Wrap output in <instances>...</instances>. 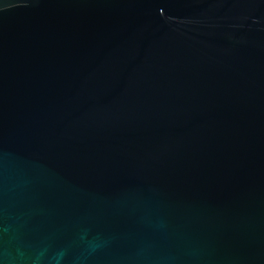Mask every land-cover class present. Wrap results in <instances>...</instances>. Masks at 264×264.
<instances>
[{
  "label": "water",
  "instance_id": "water-1",
  "mask_svg": "<svg viewBox=\"0 0 264 264\" xmlns=\"http://www.w3.org/2000/svg\"><path fill=\"white\" fill-rule=\"evenodd\" d=\"M0 264H264V0H0Z\"/></svg>",
  "mask_w": 264,
  "mask_h": 264
}]
</instances>
